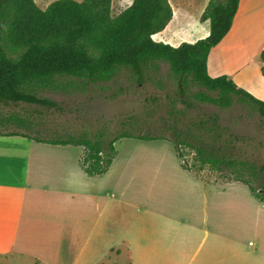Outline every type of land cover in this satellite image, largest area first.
Returning <instances> with one entry per match:
<instances>
[{
  "label": "crops",
  "instance_id": "obj_1",
  "mask_svg": "<svg viewBox=\"0 0 264 264\" xmlns=\"http://www.w3.org/2000/svg\"><path fill=\"white\" fill-rule=\"evenodd\" d=\"M208 2L204 0L199 19ZM172 11L167 27L153 39L178 47L181 43L166 35L179 28ZM201 29L203 34L193 36L190 43L210 35L208 26ZM263 51L264 0H241L231 31L209 55L208 73L212 78L227 76L264 101ZM82 156L74 159L69 146L0 135V257L17 255L53 264L47 256L57 254L60 262L76 264L77 258L71 256L120 250L128 264H264V202L247 185L203 181L183 167L186 154L182 159L177 156L179 163L173 161L175 174H161L162 163H149L144 183L150 189L173 186L177 176L201 191L193 215L173 221V232L160 236L170 242H158L154 230L147 231L154 220L146 215L144 228L127 225V237L117 245L116 159L105 175L91 177L81 166ZM167 198L161 193L153 204L148 198L144 208L162 206Z\"/></svg>",
  "mask_w": 264,
  "mask_h": 264
},
{
  "label": "trees",
  "instance_id": "obj_2",
  "mask_svg": "<svg viewBox=\"0 0 264 264\" xmlns=\"http://www.w3.org/2000/svg\"><path fill=\"white\" fill-rule=\"evenodd\" d=\"M240 1L210 0L201 16V21H210V35L196 43L174 47L153 39L172 19L168 0H134L118 17L112 15V0H58L45 11L37 8L34 0H0V105L36 107L23 115L0 117V127L13 123L27 130L0 132V135L83 147L81 166L91 177L103 176L110 170L118 155L116 143L123 138L169 140L180 159L185 156L183 146L195 152L192 166L184 160L186 170L194 174V167L202 170L208 166L224 179L247 185L264 202V164L258 165L241 154L242 145L251 144L233 134L230 127L222 126L218 117L192 122L185 130L178 131L172 126L171 129L178 131L174 138L121 133L108 139L103 130L94 135L87 130L77 134L50 133L45 124L47 115L64 108L59 102L40 95L43 90L58 88L64 81L86 87L100 86L122 70L131 73L142 85L153 65L167 64L182 88L181 94H185L189 84H195L217 95L210 98L201 94L203 102L230 107L237 98L252 106L264 126V101L229 77L212 78L208 73L209 55L231 31ZM10 5L23 19L11 31L13 46L23 47L17 56L10 54L6 41L5 17ZM23 31L27 34L21 41ZM184 103L191 109L189 102Z\"/></svg>",
  "mask_w": 264,
  "mask_h": 264
},
{
  "label": "rangeland",
  "instance_id": "obj_3",
  "mask_svg": "<svg viewBox=\"0 0 264 264\" xmlns=\"http://www.w3.org/2000/svg\"><path fill=\"white\" fill-rule=\"evenodd\" d=\"M56 1L58 0H34L37 8L42 11H45ZM75 1L82 2L83 0ZM133 1L112 0L113 17L122 14L133 4ZM169 2L176 15L175 24L177 23L179 28L174 32L169 29L166 35L172 36L176 40L174 43H190L189 40L193 36L203 34L201 27L205 25L208 26L209 32L211 31L209 20L199 21L204 0H169ZM5 18L6 41L11 50L9 52L11 55L17 56L23 47L13 46L15 41L11 38V31H13V26L22 23L23 19L16 15L12 5L9 6ZM26 34L27 31H23L22 38L19 40L23 41ZM159 39L160 37L157 38V40ZM181 90L182 88L169 66L156 64L148 70L147 81L142 85L137 83L131 73L122 70L113 80L100 86L86 87L78 85V83L64 81L58 88L43 90L40 95L59 102L64 108V111L52 112L47 115L45 124L51 131L50 133L58 131L77 134L80 130H87L91 135H94L103 130L108 139L121 133L144 136L162 135L174 138L179 130H185L192 122L218 117V122L222 126L230 127L233 134L240 138H246V141L251 144L242 145L241 154L258 165L264 164V126L259 123L260 116L250 104L242 103L235 98L230 107H220L210 101L203 102L201 100L199 97L201 94L210 98H217V95L200 86L189 84L184 90V95L181 94ZM184 101L191 104V109L186 106ZM35 108V106L26 104L0 105V117L10 114L23 115ZM172 126H175L178 131L171 129ZM13 131L27 132L13 123L0 127V132L3 133ZM116 146L118 156L114 177L118 178L120 182L118 194L120 203L116 208L118 216H114L118 219V237H114L117 239L116 244L122 245V238L127 237V225L134 224L136 227L144 228V219L147 216H151L154 220L147 231L154 230L158 242H170L171 238L165 239L160 236L166 232L169 234L173 232L171 230L173 221L176 222L178 218L180 220L187 219L193 215L195 202L201 191L199 193L198 189L190 185L187 180H182L177 176H175L177 182L173 186L162 187V191L150 189V185L144 183L149 173V163H162L164 170L161 171V174H175L172 171L173 161L177 164L179 160L175 146L169 140L142 141L123 138L116 143ZM69 147L72 149L74 159L79 153L84 154L83 147ZM181 149L186 154L187 165L192 166L195 152L184 146ZM209 170L211 171L205 167L202 170L199 167L193 168L194 174L205 182H234L220 177L216 171L210 173ZM189 175L194 177L193 174ZM208 187L212 189L210 185ZM209 191L212 195L213 190ZM161 193L168 197L165 200L166 203L158 207L155 205L148 210L144 208V202L148 198L152 199L153 204L158 201L157 198ZM145 205L149 206V203L146 202ZM161 209L164 210L161 211ZM106 242L105 238V245ZM104 247L106 251L107 246ZM117 251H119L117 254H81L71 257L77 258L76 264H101V262H103L102 264H128L127 255L123 252L121 254L120 250ZM47 257L49 260L53 259V264H68L66 261L60 262L58 260L60 256L57 254L55 258L52 255ZM0 264L42 263L24 256L11 255L0 257Z\"/></svg>",
  "mask_w": 264,
  "mask_h": 264
}]
</instances>
